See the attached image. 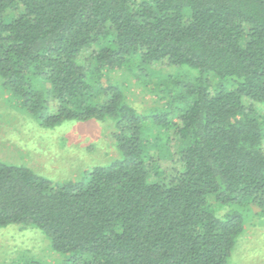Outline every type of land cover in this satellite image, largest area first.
<instances>
[{"label":"trees","instance_id":"trees-1","mask_svg":"<svg viewBox=\"0 0 264 264\" xmlns=\"http://www.w3.org/2000/svg\"><path fill=\"white\" fill-rule=\"evenodd\" d=\"M132 60L197 72L161 77L149 115L109 78ZM0 81L45 129L114 130L119 158L80 180L0 161V228L41 230L64 264H232L264 218V0H0ZM174 141L163 176L150 153Z\"/></svg>","mask_w":264,"mask_h":264},{"label":"rangeland","instance_id":"rangeland-1","mask_svg":"<svg viewBox=\"0 0 264 264\" xmlns=\"http://www.w3.org/2000/svg\"><path fill=\"white\" fill-rule=\"evenodd\" d=\"M91 50L83 54L82 62ZM144 70L140 76L137 60H132L122 69L110 73L109 78L121 87L131 106L139 113L149 115L166 108L162 93L156 92L161 77H180L184 82H190L197 72L190 67L171 66L167 61L152 63ZM212 83L214 87L217 80L213 78ZM255 107L260 114L264 113L261 105ZM113 132L111 123L106 120L70 121L54 129H45L10 98L0 81L1 162L24 165L53 182L80 180L90 169L119 158ZM177 146L174 141L163 153L151 150L150 154L158 160L163 176L180 169ZM29 260H40L43 264H64L65 261L51 249L50 241L41 230L19 226L0 228V264H24ZM231 261L232 264H264V218L255 215L247 221Z\"/></svg>","mask_w":264,"mask_h":264}]
</instances>
